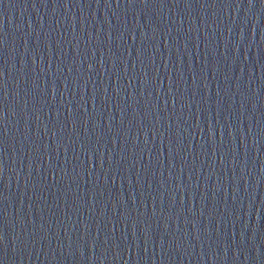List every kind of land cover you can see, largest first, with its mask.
<instances>
[{
	"label": "water",
	"instance_id": "95a60500",
	"mask_svg": "<svg viewBox=\"0 0 264 264\" xmlns=\"http://www.w3.org/2000/svg\"><path fill=\"white\" fill-rule=\"evenodd\" d=\"M0 264H264V0H0Z\"/></svg>",
	"mask_w": 264,
	"mask_h": 264
}]
</instances>
